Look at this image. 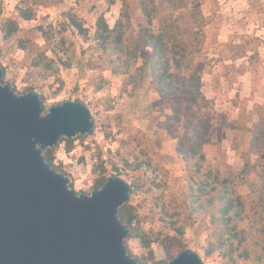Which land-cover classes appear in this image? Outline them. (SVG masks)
<instances>
[{
  "label": "rangeland",
  "instance_id": "1",
  "mask_svg": "<svg viewBox=\"0 0 264 264\" xmlns=\"http://www.w3.org/2000/svg\"><path fill=\"white\" fill-rule=\"evenodd\" d=\"M106 1L0 0L3 80L14 85L19 95L31 88L39 92L45 114L65 102H82L91 110L95 132L69 141L72 146L79 141L82 153L87 154L80 156V163L94 162L96 179L90 192L98 189L97 182L104 175L121 176L136 185L137 192L129 202L139 220L130 232H142L152 242L145 248V256L134 257L140 264H167L185 249L197 252L204 264H225L218 254H205L211 232L208 218L193 215L187 221L183 219L187 226L185 234L179 235L166 228L158 214L163 207L174 214L186 205L185 165L176 152L177 140L170 139L166 131L171 102L160 101L152 79L135 68L124 75V64L116 61L112 52L98 50L93 40L98 16L104 14L113 28L121 14L120 3L109 6ZM201 2L208 21L204 51L210 60L202 77V91L209 102L215 136L219 120L254 123L264 109V0ZM20 9L31 10L34 19L23 20ZM67 13L76 15L88 28L90 39L68 27ZM10 21H15L18 29L8 36ZM42 53L56 60L60 66L57 75L49 76L43 67H35ZM141 65L142 61L138 63ZM9 75L13 76L11 82ZM233 139L234 134L227 132L220 153L216 148L207 149V168L216 167L223 173L242 168L243 161L232 147ZM239 142L244 150L246 137H239ZM145 161H151L153 169L147 165L135 169ZM188 214L185 212L182 218Z\"/></svg>",
  "mask_w": 264,
  "mask_h": 264
},
{
  "label": "trees",
  "instance_id": "2",
  "mask_svg": "<svg viewBox=\"0 0 264 264\" xmlns=\"http://www.w3.org/2000/svg\"><path fill=\"white\" fill-rule=\"evenodd\" d=\"M105 3L109 6L120 3L121 14L113 28L104 14L98 16L93 39L98 50L103 54L112 52L116 61L124 64V75L135 68L143 77L152 79L160 101L171 102L172 115L166 131L170 139L177 140L176 152L185 165L187 193L184 208L172 214L163 207L158 213L165 227L184 235L187 226L184 221L193 215H203L209 219L211 231L205 249L207 257L218 254L225 264H264V109H260L259 119L254 123L219 120L213 136L209 102L202 91V77L210 60L204 51L208 21L201 0ZM20 16L25 21L34 19V13L27 9H20ZM66 21L80 37L90 39L88 28L76 15L67 13ZM17 29V23L10 21L7 35H13ZM140 61L142 65L138 66ZM35 67H43L49 76L57 75L60 69L56 60L45 53L38 57ZM227 132L234 134L232 147L243 161L237 172L207 168V149L216 148L220 153ZM239 137H246L244 150ZM63 140L71 149L72 141ZM45 158L51 162L50 154ZM143 165L153 169L151 161L138 163L135 169ZM108 177L104 175L98 180V189ZM136 192V185L131 184V196ZM185 212L189 214L182 218ZM119 217L130 230L139 220L130 202L120 208ZM138 236L144 248L151 247L146 234L140 232Z\"/></svg>",
  "mask_w": 264,
  "mask_h": 264
},
{
  "label": "water",
  "instance_id": "3",
  "mask_svg": "<svg viewBox=\"0 0 264 264\" xmlns=\"http://www.w3.org/2000/svg\"><path fill=\"white\" fill-rule=\"evenodd\" d=\"M4 75L0 68V82ZM95 129L82 102H65L45 114L36 90L19 95L11 85L0 88V264H140L123 243L130 227L119 217L131 184L109 176L90 196H78L35 148ZM167 264L204 261L185 249Z\"/></svg>",
  "mask_w": 264,
  "mask_h": 264
},
{
  "label": "clouds",
  "instance_id": "4",
  "mask_svg": "<svg viewBox=\"0 0 264 264\" xmlns=\"http://www.w3.org/2000/svg\"><path fill=\"white\" fill-rule=\"evenodd\" d=\"M9 71L12 72L13 70L10 68ZM8 80L11 82L13 76L9 75ZM9 85H11L12 88L14 87L11 83L6 84L2 78L0 88ZM52 102V100H49V103ZM85 143H88V141H85ZM35 148L44 157H47L49 154L51 155V162L49 163L48 159H44L45 163L49 164L57 174L63 175L68 180L67 187L70 191H75L78 196L81 193H85L88 196L91 195L90 189L96 179V175L93 173L94 162L91 160L85 163L79 162L81 155H87L86 153H82L79 141H76L71 149L68 148L66 141L63 139L47 148L41 143H37ZM134 226L135 225H133V227ZM143 228L144 231L147 232L148 226L144 225ZM123 243L133 257L141 258L145 256L147 252L142 245L140 237L132 232L124 238ZM153 247H155V245H153Z\"/></svg>",
  "mask_w": 264,
  "mask_h": 264
},
{
  "label": "crops",
  "instance_id": "5",
  "mask_svg": "<svg viewBox=\"0 0 264 264\" xmlns=\"http://www.w3.org/2000/svg\"><path fill=\"white\" fill-rule=\"evenodd\" d=\"M245 87H246V84H245Z\"/></svg>",
  "mask_w": 264,
  "mask_h": 264
}]
</instances>
